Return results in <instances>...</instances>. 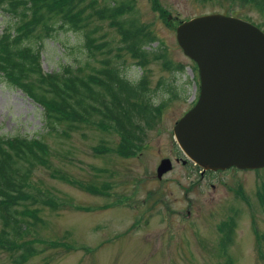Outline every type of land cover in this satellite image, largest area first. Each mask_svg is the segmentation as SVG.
<instances>
[{
  "label": "rangeland",
  "instance_id": "rangeland-1",
  "mask_svg": "<svg viewBox=\"0 0 264 264\" xmlns=\"http://www.w3.org/2000/svg\"><path fill=\"white\" fill-rule=\"evenodd\" d=\"M130 1L134 10L124 18L142 28L147 53L118 56L114 48L113 63L131 82L143 81L135 102L150 105L139 114L143 131L133 145L91 120L48 127L43 106L0 73V135L41 138L49 149L47 161L27 164L30 178L18 195L29 198L15 205L16 229L0 234V264H264V168L202 177L194 163L175 162L173 132L197 101L200 82L196 62L178 44L177 24L223 13L264 30V16L241 0ZM109 22L93 16L90 28L118 47L119 28ZM9 23L0 8V36ZM38 44L47 73L69 63L81 75L96 73L106 57L99 51L88 64L81 31H58ZM164 157L174 166L159 179Z\"/></svg>",
  "mask_w": 264,
  "mask_h": 264
},
{
  "label": "trees",
  "instance_id": "trees-1",
  "mask_svg": "<svg viewBox=\"0 0 264 264\" xmlns=\"http://www.w3.org/2000/svg\"><path fill=\"white\" fill-rule=\"evenodd\" d=\"M104 1L108 3L97 6L98 0H0V8L11 16V23L5 26L0 37V73L43 106L48 127L55 129L56 123L71 122L73 126L78 120H91L115 130L122 135L124 146H131L143 131L139 114L148 112L150 105L140 106L135 102L142 94L141 83H133L121 74L118 65L113 63L114 48L119 50L118 56L122 50L138 56H144L147 51L138 34L142 28L124 18L126 12L134 10V3L130 0L123 3L113 0V4L112 0ZM241 1L264 16V0ZM93 16L118 26L120 46H112L106 35H102L105 38L102 42L94 36L95 31L90 28ZM58 31H81L84 47L91 57L88 64L95 61L99 51L106 56L101 69L81 75L79 68L69 63L60 71L44 72L38 40L54 36ZM80 68L83 70L82 66ZM47 154L48 146L41 138L0 135V220L3 227L0 234L3 237H9L11 230L19 225L20 212L15 205L22 197L29 198L25 193L18 195L30 178L27 164L45 162Z\"/></svg>",
  "mask_w": 264,
  "mask_h": 264
},
{
  "label": "water",
  "instance_id": "water-1",
  "mask_svg": "<svg viewBox=\"0 0 264 264\" xmlns=\"http://www.w3.org/2000/svg\"><path fill=\"white\" fill-rule=\"evenodd\" d=\"M176 31L201 75L197 103L173 128L181 149L205 170L264 167V31L220 13L186 20ZM171 169V159H162L158 176Z\"/></svg>",
  "mask_w": 264,
  "mask_h": 264
},
{
  "label": "flooded vegetation",
  "instance_id": "flooded-vegetation-1",
  "mask_svg": "<svg viewBox=\"0 0 264 264\" xmlns=\"http://www.w3.org/2000/svg\"><path fill=\"white\" fill-rule=\"evenodd\" d=\"M175 159H176L177 162H181L182 157H175ZM209 173L210 172L201 173V176L203 177L204 175L209 174Z\"/></svg>",
  "mask_w": 264,
  "mask_h": 264
}]
</instances>
